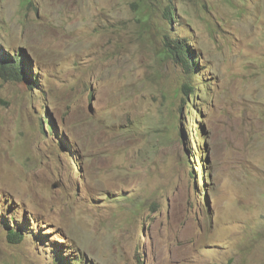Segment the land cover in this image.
Masks as SVG:
<instances>
[{"label": "rangeland", "instance_id": "rangeland-1", "mask_svg": "<svg viewBox=\"0 0 264 264\" xmlns=\"http://www.w3.org/2000/svg\"><path fill=\"white\" fill-rule=\"evenodd\" d=\"M2 52L0 264H264V0H0Z\"/></svg>", "mask_w": 264, "mask_h": 264}, {"label": "trees", "instance_id": "trees-1", "mask_svg": "<svg viewBox=\"0 0 264 264\" xmlns=\"http://www.w3.org/2000/svg\"><path fill=\"white\" fill-rule=\"evenodd\" d=\"M167 47L168 52L172 54V56H175L176 60H178L180 63L183 64L186 71H189V66L191 64L188 62V55L186 54L185 45L180 41H173L168 40ZM24 66L25 62L23 63V58L18 55H6L5 53H0V79L2 81L6 80L7 78H11L12 81H23L25 74H24ZM189 92L191 91V88H188ZM190 94V93H189ZM46 123L49 125L48 118L46 119ZM198 148V147H197ZM200 155L199 158H197V161H200ZM196 161V157L191 155L187 157V161L185 162L190 165V176L192 179V183H196V176L194 172V168H197V166H194L192 162ZM178 165L180 164V161L178 160ZM7 240L11 244H18L21 243L23 240V236L16 231L10 232L7 236ZM77 264H83V261L80 257L76 258L74 260Z\"/></svg>", "mask_w": 264, "mask_h": 264}]
</instances>
